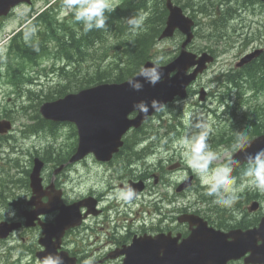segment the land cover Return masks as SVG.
Returning a JSON list of instances; mask_svg holds the SVG:
<instances>
[{
    "label": "water",
    "instance_id": "obj_1",
    "mask_svg": "<svg viewBox=\"0 0 264 264\" xmlns=\"http://www.w3.org/2000/svg\"><path fill=\"white\" fill-rule=\"evenodd\" d=\"M5 1H0V8L8 6ZM167 7L170 14L161 38L173 36L178 28L187 34V39L175 60L159 66L163 72L161 82L155 86L145 83L140 92L130 89L128 80L122 83H104L46 102L41 106V113L45 118L77 124L80 141L79 148L72 157L73 161L90 152L100 160L111 159L123 144V136L132 127L141 126L144 120L153 114L150 110L145 117L141 112L134 110L135 103L144 100L150 105L151 101L156 99L165 104L176 95L184 96L186 86L206 68L207 62L213 60V57L206 52L197 58V54L186 50V46L194 37L192 31L194 20L186 16L182 8L173 5L171 0H168ZM259 52L249 54L243 61L251 60ZM151 63V61L147 62L145 66H150ZM196 64L198 67L193 73L187 74L189 68ZM172 72H174L173 76H171ZM134 112L138 114L133 118L130 115ZM250 142L252 148L249 151L254 152L264 147V135ZM234 157L242 159L243 154L238 151ZM41 167L42 162L38 161L32 173L33 185L39 182ZM190 219V223L197 224L198 227L193 229L189 237L181 242H179L180 236L173 237L171 234L139 239L133 250L127 252L128 257L125 258L124 264H228L230 260L239 259L248 252L250 255L246 257V263L264 264V217L258 228L237 229L228 233L208 227L207 222L199 217L191 216ZM76 220H80V217L73 209L63 211L57 218V229L63 230L67 226L74 225L78 222ZM11 230L12 227L1 226L0 237L7 236ZM46 232L49 236L52 235V230L48 226ZM45 244L48 248L38 254L40 258L52 253L47 241ZM63 258L66 264H76L75 258Z\"/></svg>",
    "mask_w": 264,
    "mask_h": 264
},
{
    "label": "rangeland",
    "instance_id": "obj_2",
    "mask_svg": "<svg viewBox=\"0 0 264 264\" xmlns=\"http://www.w3.org/2000/svg\"><path fill=\"white\" fill-rule=\"evenodd\" d=\"M118 1H121V0H110L111 4L117 3ZM229 4L236 5L239 7V9H236L230 12L235 19L229 21L226 24L225 34L227 36L225 35L224 39L229 36H230V39L224 42L220 41L222 37L221 38L216 37L217 34L215 33L213 26L210 25V20L207 19L205 16H204L205 18L202 16H199V18H201V21H200L201 23L197 27L198 35L196 36L195 40L193 41L190 47V50L197 52V53L203 51L207 46H210L212 49H216L218 52L217 60L213 62L209 66V69L200 76V78L198 79V82L195 85V89L198 92L202 88H204L205 91L207 92V94H204L205 95L204 100H201V96L198 93V95L195 94V95L188 97L182 105L178 106L177 104H171L167 106L166 110L164 109L165 111L163 112L161 116H158V118L155 117L153 119H150L147 123H145L144 129L151 130L152 132L154 131L156 133H159V132L164 133L165 131L170 129V126L181 123L180 118H179V115H180V117H183L184 119L183 126L180 124V129H179L180 138H181L186 132H188L190 123L192 122L193 118L196 115H202L204 120L208 123V125L211 128V132L209 136H211L212 133L218 132L217 134H214L211 139H209L211 143L214 141V138H213L214 136H217L220 133H224L228 130L233 131L236 128V126H241L242 124L241 122L246 121L244 117L251 120L253 116H255L256 118L260 114L258 113L257 110L264 108V93L263 92L259 94L251 93L248 91L250 86H246L244 89H245V92H249L248 94L249 96L242 98L241 101L237 103L240 106L236 105V108L231 109L230 112L223 118H220L221 117L220 115L222 114L215 115L216 113L215 111H217L218 109H219V112L223 113V109H222L223 107L219 108V105H220V102L223 100V94H225V91L223 90L227 88L226 86H224V83H223V81L226 80L225 72L232 70L235 67L236 62L240 59V56H242L246 52L252 51L253 49L258 48V47L264 48V0H232L229 3L223 5L222 7L224 8L223 15H226V13L229 11L228 9ZM44 6H43V2H39L36 6L39 8V10L35 12L32 16L40 12ZM214 6L216 7L217 4H214ZM30 12H31V9L29 8V15H30ZM32 16H29V17H32ZM20 25H21L20 21L12 20V22L8 26H6L4 28V31L1 33L0 41H6L8 38L7 33H9V31L15 28L16 29L20 28ZM233 26L234 27L241 26V27L240 28L238 27V29H231V31L229 30L227 33L226 31ZM236 34H239V35H236ZM205 35H210V37H206ZM182 40H183L182 36L180 35H177L176 37L168 39V40H159L158 45L156 46L154 50H159L160 54L164 55V57H161V61L172 59L170 57H175L178 48H180L181 46ZM6 47L7 46L5 45L2 48V53L7 52ZM51 64L52 62L45 63L48 69ZM41 72H44V71H41ZM52 77L54 78L55 82H58L59 77L57 74ZM52 77L49 80V82H53L51 86H55V82L52 80ZM43 81H44L43 89L39 88V90H36L35 93L29 92V98L34 99L33 101H31L32 107H30V102H29V118H31L30 114L33 115L35 113L34 110L37 108L38 104L40 103V100H42L43 98L41 97L40 94L45 95L47 91L49 90V87H51L49 86L48 88H46L45 79ZM213 94L217 97L213 96ZM234 94H235V98L233 99L238 100L237 98L238 91L237 92L234 91ZM43 99H45V97ZM42 101L44 102L45 100H42ZM243 103H246V105L247 104L249 105L247 107H243L241 106ZM23 109L24 111H28L27 108H23ZM23 109H18L13 112L12 121L13 123H16V126L17 124L18 125L22 124V122L19 121L20 112H23L24 116L28 120L27 114L24 111H22ZM175 116L177 118H175ZM29 123H34V121L29 119ZM255 128H257V126ZM56 129H57V136H53L50 134L51 136L50 140L52 142L59 141L63 149L71 150L72 144L74 142L73 128L70 126L69 127L68 126L67 127L58 126ZM254 135H255L254 131H251L249 133V136H254ZM24 136L26 138L22 139L21 137V140L18 142L19 143L18 148L19 149L23 147L24 148L20 150L19 152H17V154H14V153L18 148L9 147L7 143L2 144L0 146V152H1L0 155L2 154L0 160H2L3 157L7 158V157H13V156L18 155L17 157L22 156L23 163L24 162L28 163V161L30 160V156H32V154L34 153V147H33L32 141H37L35 143H37L38 147H43V146L48 145L46 143V138L48 137V135H43L39 138L32 137V141L30 139L29 134H26ZM55 137H58V139L55 140ZM174 146H175V149H179L176 156L185 160L184 159L185 150L178 143V139H175ZM218 146L224 149H221L219 152H216L217 159L212 161V165H211L212 167L226 163L228 159H230L232 152L234 151L232 148L227 147L223 143ZM40 149L41 148H38L37 151H40ZM172 152H174V150H172ZM148 161L154 163V160H148ZM183 168L185 169L178 170L177 174L173 176V178L181 177L183 174H185L188 171V168L190 167L186 163H184ZM15 171H16L15 169L12 170V172H15ZM126 171L128 174L130 173L129 166L127 167ZM101 175L103 178L104 176L103 169H101ZM115 183L116 185L119 184V182H115ZM240 183H241V179L240 177H238L237 185H239ZM68 187H69L68 188L69 193H72L73 191H75V193L77 194L79 192L78 186L76 183H70L68 184ZM196 188L195 189L192 188L191 190L188 188H185L184 191L186 192L184 193L177 192L176 195L179 198V208H184V206L185 205L187 206L188 204H190V202L198 201L199 197L205 193V188L200 189V191L198 188L197 189ZM16 190L21 191L24 195L27 194V190H23L21 189V187ZM11 191L12 189H10V194H11ZM149 191H151V194ZM172 192L174 193L173 190ZM201 192L202 194H200ZM242 192L243 191H241L240 193ZM157 196H158V193L153 191L152 187H150L145 193L141 195L138 201L135 202L134 204L131 203V204L126 205V204H123L122 202L121 203L117 202L118 204H120V207L123 211V217H124L123 226H126L127 230L129 228H132L134 230L143 225V223L140 221H142L143 219L151 218L150 223L148 225V227H150L152 223H154V217H155L154 212L156 209L155 207L156 204L154 203V199L157 200ZM207 199H208V203L210 202V200H212V198L208 196H207ZM212 205L214 204H211L209 206H212ZM234 206H237V205L235 204ZM245 208L246 206H243V209ZM224 209L225 208H221V210H219L214 207L215 214L212 213V216H215V218L219 217V215H217L218 212H220L221 215H224L225 213H227L226 211H222ZM261 210L262 209H260V211ZM241 212L242 210L236 211L238 216L242 215ZM115 224L116 222H114L111 226L113 227L115 226ZM108 226L111 229L109 222H108ZM103 230L106 231L107 228ZM186 231L187 230H185V232ZM31 237L33 238V240H36L34 233L30 234L29 230H23L21 233L16 234V236L10 241L8 242L1 241L0 242V264H10L9 263L10 257H13V258L24 257L27 261H29L30 259H33L31 255L29 256L28 252H26V249H25L29 247V243L31 242ZM105 239L107 238H104V236L102 237L97 234L87 236L86 238L81 239V242L85 244V247H83L82 244H80V246L85 251H87V253H90L89 250L92 249V247L90 246L91 242L95 240H101V243H103ZM22 243H24L25 245ZM101 259H104V257H95V261L101 260ZM104 261L105 262L102 264H120L121 263V260H118V259H104Z\"/></svg>",
    "mask_w": 264,
    "mask_h": 264
},
{
    "label": "clouds",
    "instance_id": "obj_3",
    "mask_svg": "<svg viewBox=\"0 0 264 264\" xmlns=\"http://www.w3.org/2000/svg\"><path fill=\"white\" fill-rule=\"evenodd\" d=\"M62 15L71 14L74 21L82 24L83 32L88 33L93 30H107L108 16L106 13L114 11L110 0H62ZM131 33L135 34L143 27L145 17L142 13L133 12L128 17L123 18ZM37 28L34 25L27 26L23 39L32 46L34 52H39L38 44H32ZM163 72L159 67V59L153 60L150 66H141L134 78L128 79L130 89L140 92L144 84L155 86L161 82ZM175 104L182 105L184 101L175 100ZM164 104L153 99L151 104L141 100L133 105L137 110L148 116L150 110L159 112ZM211 128L202 115H196L188 132L178 141L185 150L184 159L194 174L199 177L201 184L205 187V195L212 198V203L220 208L233 209V214L237 215L234 205L239 201V193L245 188L264 193V147L251 152L252 144L249 138V128L238 131L231 148L243 154L242 159L232 157L226 163L212 167V161L217 159V154L208 143ZM235 167H242L240 173L241 183L237 185V178L233 175ZM136 191L125 184L123 188H117L114 192L106 195L107 200H116L118 203L131 204L136 198ZM10 218H15L16 212L10 209ZM237 218L238 215H237ZM163 256V252H161ZM38 264H66L65 259L54 253H47L39 259ZM82 264H95V256H90L83 260Z\"/></svg>",
    "mask_w": 264,
    "mask_h": 264
},
{
    "label": "trees",
    "instance_id": "obj_4",
    "mask_svg": "<svg viewBox=\"0 0 264 264\" xmlns=\"http://www.w3.org/2000/svg\"><path fill=\"white\" fill-rule=\"evenodd\" d=\"M151 4H154L152 6V11L149 10V5ZM192 7L194 8L193 5H191V8ZM144 8L146 9V12H152V16L149 15L150 17L146 18L147 20L145 19L143 27L135 34L129 31L128 26L119 28L118 31H116V34L120 36L109 40H104L101 35L86 37L85 35L89 32L82 33L81 38L79 39L80 45L78 44L79 40L75 39V37H69V30H67L66 26L54 24L53 17L48 16L46 13H40L32 23V25H35L37 28V32L31 42L32 44H38L40 49L39 52H34L32 46L19 39L18 36L12 40L11 50L18 55L23 51V63L28 62L29 60V64H35L34 66L39 65L44 57L61 58L63 61H66V57L72 59V52L79 47L81 49L80 64L89 59L94 61L93 66L86 68V70L83 68L84 66L81 67L78 65L75 68V71L71 69L66 72L65 67L64 71L67 73V76L72 73L76 77L73 78L72 76H69L67 80H62V86L49 91L48 94H46L47 98H54L56 95H63L69 91H75V89H81L103 81H123L135 75L139 71V68L143 66L148 59L158 58L159 61H161V56L159 55L158 50L156 51L154 49L156 48L157 38L165 25L167 9L164 0H162V2L161 0H145ZM196 11H198L197 14L195 13ZM202 11H207L203 4L195 9L194 14L200 15V12ZM135 12H139L138 8H136ZM117 13H106L108 16L107 24L110 22V18L117 15ZM218 13L220 12L218 7H216L209 14L210 16H216ZM214 22L215 24H218L216 19H214ZM219 28H221V26ZM64 34L67 37H63ZM99 34H101V31ZM207 37H210V35H207ZM28 45L29 52L27 51ZM95 48L97 51H89L90 49ZM110 55L114 58L108 65L103 64L102 62L97 63L98 59H105ZM119 59L120 61L122 60V64H120ZM245 71L254 82V84H251V88L256 90L264 88V59L254 60L245 67ZM17 73L18 72H13V75L11 76L16 79L19 77ZM77 77H80L81 80L76 81L75 79ZM257 111L260 114L254 121L253 130L256 134H260L264 132V108ZM38 114L40 116L39 111ZM39 116L37 115L38 119L41 118L40 120L42 122H47ZM255 125L257 128H255ZM238 131H244V129H234L229 134L235 135L232 136V138H236ZM224 140L226 141L227 139L224 138ZM245 197V199L251 198L248 196ZM246 225L247 224H245L244 221L236 224V226L240 227H246ZM235 264L242 263L238 262Z\"/></svg>",
    "mask_w": 264,
    "mask_h": 264
},
{
    "label": "flooded vegetation",
    "instance_id": "obj_5",
    "mask_svg": "<svg viewBox=\"0 0 264 264\" xmlns=\"http://www.w3.org/2000/svg\"><path fill=\"white\" fill-rule=\"evenodd\" d=\"M44 1H47V0H44ZM61 1L62 0H59V3ZM33 5H31V7ZM236 9H239V7L237 6ZM16 16H22L24 18L29 17V3L21 2L15 7H13L12 10L7 15L0 16V32L2 28L4 27L5 23L8 21H12L14 17ZM69 34L70 36H73V37L79 35L73 32H70ZM25 97L29 99L28 94H26ZM27 110H28L27 115L29 117V107L27 108ZM19 114L21 117H24L23 112H20ZM12 116H13V112L11 114L7 113L4 115H0V120L8 119ZM24 121H26V123H24ZM24 121H20L22 122V124L21 125L17 124V126L15 123L16 129H13L12 132H9L6 134H0V144L2 145L4 143H7L9 147L18 148L19 147L18 142L21 140V137L22 139H25L26 137L24 135L28 134V130H29L28 124H27L28 123L27 118H25ZM171 134H172V131H167L165 133L158 134L159 136L157 135V137L159 138L156 137V141L154 143V146H155V151L153 153L154 155L152 154L149 157L151 160H154V163H153L154 173L153 174L146 171L145 173L140 174L139 176L129 177L126 171L127 164H125L126 158L129 155V151L127 149H124L123 151L121 150V152H119L120 154L114 160L108 163H101V162L99 163L93 157L89 156L81 161L74 163V165H70L68 163L69 158L67 159V161H65V158L63 156H60L58 154H55V155L53 154L51 156L53 158L56 156L58 158L59 164H51L50 162L47 161L46 153L43 154L42 159L44 160L45 158L44 160L45 168L43 171V184H44V188L46 189L45 191L46 195L45 197H43V202H47L51 194L53 195L57 193L58 190H62V192L64 193L63 201L65 203L70 204L72 202H82L87 197H91L95 200L97 204V210H99L97 215L95 214L90 215L88 219L84 222L85 224H83L82 226L67 231L66 236L63 240L65 247L67 243L73 240L72 238L73 236L78 237L82 234L83 231H86L89 228H95L99 226L98 228L104 229L105 227L108 226L109 220L121 214L120 209L113 211V204L115 201L114 200L110 201L106 199V195L108 193L114 192L117 188H123L125 184H129L131 183V181L134 182V181L142 180L143 182L145 181L146 183L145 190L141 193L142 195L147 190V188L150 187V183H148L147 180L153 176L157 177V182H155L154 184L160 185V183H163L164 187L166 188V190H163V192L159 189H155V191L158 193V196H157V201H156L157 214L155 216V226L153 228L154 233H161V232L177 233V229H178L177 222L176 220L172 222V219L174 218V216H177V210H174V208H172L174 199L170 195H168L169 180L167 176L168 174L171 173V169H173V164L177 162L173 160L174 158L172 155V146H173L175 137L171 136ZM74 144L76 148L77 142H74ZM23 148H20V149L22 150ZM48 151H50V149ZM164 152H166V154ZM93 164L97 165L99 167L98 169L100 168L103 169L104 176L99 181L98 180L93 181L91 179V172H92ZM62 166H63L62 170L58 171L57 169ZM27 170H29V166L26 167V169H21V171L23 172ZM70 172L71 173L73 172L72 174L76 175V178L73 179L72 181L76 183L78 186L79 192L77 194L75 193V191H73L72 193H69L68 186L64 182L67 179L69 180L71 179ZM115 181L119 182V184L115 185L114 187L113 184L115 183ZM13 192H14V189H12L11 191V198L13 196ZM29 192H30V196L28 194ZM28 197L30 199L32 198V192L31 190H29V188H28V192L25 198H28ZM28 200L29 199L25 200L24 209L26 210L34 209L33 206L29 207ZM85 210L86 208L83 209V211ZM56 214L57 212L43 215L42 220H45L46 222L51 221L55 218ZM91 223H95L94 226L91 225ZM181 226L187 228L186 225H181ZM39 227H40L39 225H36L33 228H30V232L36 233V231H40ZM142 233L143 231L139 233L135 232L134 235L142 234ZM109 236L110 237L109 239L106 240V243L110 247H112L114 244H116L115 245L116 247H118L119 245L123 246L124 244H126V242H124L123 240H117V238L114 235H109ZM69 250L71 253L73 254L75 253L79 255L80 257H83L80 255L81 251L78 248L70 247Z\"/></svg>",
    "mask_w": 264,
    "mask_h": 264
},
{
    "label": "bare ground",
    "instance_id": "obj_6",
    "mask_svg": "<svg viewBox=\"0 0 264 264\" xmlns=\"http://www.w3.org/2000/svg\"><path fill=\"white\" fill-rule=\"evenodd\" d=\"M230 1L232 0H174V3L177 7H180V8H183L185 9L188 13H190L192 16L194 15V11L195 9H197L199 7V5L203 4L204 5V8L207 10V11H202L200 12V16L202 17H206L207 19L210 20V25L213 26L214 30H215V33L217 34L218 37H221L222 38L226 35L225 34V28H226V24L231 21V20H234L235 18L233 17V15L230 13L231 11H234L236 10V5H232V4H229L228 6V9L229 11L226 13V15H223L224 13V8L223 5L224 4H227L229 3ZM162 2V0H161ZM144 3H145V0H129L117 13V15L113 16L112 18H110V22L108 23V27H107V30H94V31H91L89 32L88 34H86L85 36L86 37H90V36H96V35H101L103 37L104 40H109V39H112L114 37H119L120 35L116 34L117 32H114V28H121V24L122 22L124 21L123 18L125 17H128L130 16L133 12L136 11V8H138V11L139 13H145L146 12V9L144 8ZM206 4V5H205ZM214 4H217L216 7H218V9H223L220 11V13H218L216 16H210V12L213 11L216 7L214 6ZM154 4H151L149 5V10L152 11V6ZM163 5V4H162ZM191 5L194 6V8L192 7L191 8ZM231 6V8H230ZM198 11H196L195 13L197 14ZM244 14V13H243ZM107 15V14H106ZM246 16V15H245ZM214 17V18H212ZM214 19H216V22H218V24H215L214 22ZM196 23L198 24V26L200 25V20H197L196 19ZM221 26V28H219ZM235 26V25H234ZM233 26V27H234ZM231 27L229 28L226 32L228 33V31L231 29H238L239 26L237 27ZM241 27V26H240ZM239 27V28H240ZM242 30V29H241ZM101 31V34H99ZM236 31V30H235ZM245 31V29H244ZM234 32V31H233ZM243 32V31H242ZM237 33V32H236ZM244 33V32H243ZM235 34V33H234ZM246 34V33H245ZM236 35H239V34H236ZM83 36V37H85ZM227 36V35H226ZM70 37H73V36H70ZM81 38V35H78V36H75V39L79 40ZM104 40H101V41H104ZM78 44L80 45V40L78 41ZM96 45V44H95ZM80 47L77 48L76 50H74V52H72V59H69L66 57V62H67V66L69 68H76L78 65H80L79 61H81V56H80ZM89 51H97V49H90ZM217 50L216 49H213L212 51V54H215ZM82 63V62H81ZM230 81H233V78L230 79ZM225 89V88H224ZM222 93V92H221ZM220 93V94H221ZM35 96V95H34ZM220 96V95H219ZM214 101V100H213ZM217 104V103H216ZM213 108V107H212ZM211 110V109H210ZM31 111V110H30ZM208 112V111H207ZM180 116V115H179ZM175 118H177L175 116ZM41 119V118H40ZM179 121V120H178ZM181 122V121H180ZM172 125V124H170ZM171 127V126H170ZM154 132V131H153ZM156 133V132H154ZM159 136V135H158ZM172 136V135H171ZM168 137V136H167ZM170 137V136H169ZM159 138V137H157ZM164 138V137H163ZM161 139V137H160ZM170 140V138H169ZM165 141V140H164ZM172 142V141H171ZM172 144V143H171ZM1 145V144H0ZM161 145V144H160ZM167 145V144H166ZM164 146V145H163ZM155 147V146H154ZM171 147V146H169ZM3 148V147H2ZM41 148V147H40ZM158 149V148H157ZM167 149V148H166ZM165 149V150H166ZM164 151V150H163ZM5 152V151H4ZM1 153V152H0ZM166 154V152H164ZM9 154V153H8ZM15 154V153H14ZM13 154V155H14ZM126 154V153H125ZM128 154V153H127ZM2 155V154H1ZM154 155V154H153ZM18 156V155H17ZM162 156V155H161ZM8 158V157H7ZM154 158V157H153ZM157 160V159H155ZM122 161V160H121ZM49 164V163H48ZM53 164V163H51ZM122 164V163H121ZM127 164V163H125ZM124 167V166H122ZM71 173V172H70ZM73 173V172H72ZM71 173V174H72ZM143 174V173H142ZM69 176V174H68ZM67 176V177H68ZM2 184L4 186L7 185L8 188L10 189H14L15 190V186L12 185L9 181H6V180H3L2 181ZM10 185V187H9ZM69 188V187H68ZM202 194V192L200 193ZM205 194V193H204ZM7 196V197H6ZM6 197V198H5ZM207 198V196H206ZM11 199V194L10 193H7V194H4V195H1L0 196V204H3L7 201H9Z\"/></svg>",
    "mask_w": 264,
    "mask_h": 264
}]
</instances>
